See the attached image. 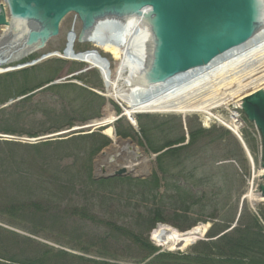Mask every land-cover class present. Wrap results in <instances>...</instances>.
Masks as SVG:
<instances>
[{
  "label": "rangeland",
  "instance_id": "1",
  "mask_svg": "<svg viewBox=\"0 0 264 264\" xmlns=\"http://www.w3.org/2000/svg\"><path fill=\"white\" fill-rule=\"evenodd\" d=\"M74 26L78 32L80 22L70 14L62 21L59 36L50 40L44 49L34 53L32 57L40 59L46 54L62 53ZM6 32V28L0 27V37ZM76 49L83 52L86 49L95 48L87 43L78 45ZM107 58L113 61L110 55H107ZM111 63L113 71L116 70L118 64L114 68L113 62ZM28 70H30L28 73L23 70L10 73L14 74L12 77L0 75V141L23 145L61 141L80 135L78 132L69 133L72 130L85 129L91 125L90 121L85 124L77 122L92 113V111L87 112L83 105V101L87 99L85 93L80 96L81 100L74 102L80 95L78 93L80 85L84 84L77 78H84L87 81L86 86L102 98L107 93L100 71L90 70L85 64L56 58L44 61ZM69 79L72 80L67 81ZM48 82L60 84L57 86L71 87L64 91L53 89V86H45ZM74 84L76 85L72 86ZM25 90L33 92L23 95L22 92ZM102 99L99 117L104 118L107 113L115 114L113 105L120 106V103L112 99ZM233 104L237 105V103ZM231 110L233 111V107ZM219 115L228 117V113L221 110ZM205 118V114L194 112L186 117L180 114L154 113L149 114L148 118L143 117V123L149 127L152 147L160 148L167 141L184 136L189 138V127L194 130L204 128ZM70 121L76 124L70 127L68 124ZM6 129L13 131V134H3L2 131ZM216 130L225 129L219 126ZM91 132H93L92 129H86L81 134L89 135ZM65 133L66 135H63ZM138 133L139 131L133 129L131 136L124 139L132 141V146L143 153L139 154L138 162L134 161V152L127 149L122 152V146L113 142L101 152H105V156L99 158L100 153L90 158V162L89 151L84 154L92 148L93 142L90 139L61 146L53 145L44 149L0 145V156L12 153L15 160L11 164L13 163L19 169L21 167L30 169L37 176L45 179L59 177V172L66 174L65 167L75 166L74 183L78 184L77 189L70 188L66 191L50 187L47 195L50 194L53 198H50L49 204L46 202V206L39 210L37 215L0 214V226L56 248L66 246L71 250H65L75 254L81 255L80 252L75 251L74 247L84 249L89 252L85 255L87 258L120 264H138L135 261L145 257L142 248L136 247L120 232L111 230L107 224L140 233L143 241L148 238L155 246L151 235L161 225H168L180 233L196 228L203 230V227H211L213 224L222 226L225 224L223 227L227 225L234 229L245 205L257 215L260 201L255 199L263 184L262 172L264 171L261 151L257 149L251 162L245 152H239L232 138L220 141L218 132L200 139L198 144L186 154L187 161H184L183 157L173 161L166 160L170 173L166 182L162 183L163 187L159 190L160 196L157 200L143 191V187H137L128 182L93 185L87 178L88 162L92 165V176L102 175L101 166L106 167L109 172L127 166L138 169L141 175L147 178H151L154 173L162 177L158 172L154 154L147 149L145 142H142L143 145L140 144L141 138ZM79 153L82 155L75 158L74 155ZM112 157L115 158L114 163H110ZM229 157H232V160L227 161ZM25 161L26 165L23 163ZM46 162L49 163L47 167L50 166V168H44ZM95 163L97 164L94 170ZM58 165L62 167L59 170ZM134 176L136 175L133 173L129 177L135 179ZM63 178L67 183L72 180L67 175ZM43 188L47 187L43 186ZM16 190L10 187L7 194L12 195ZM250 195L254 196V201L249 199ZM156 209L162 211L165 223L157 225L148 234L143 220L150 217ZM32 232L39 233L40 236H32L30 234ZM205 239L203 235L193 245ZM105 240L107 242L103 243ZM53 241L63 243L61 244L63 247ZM193 245L178 252L188 253ZM29 246L31 248L32 245L29 244ZM160 249L170 252L168 249ZM99 254H105V259L100 258Z\"/></svg>",
  "mask_w": 264,
  "mask_h": 264
},
{
  "label": "water",
  "instance_id": "2",
  "mask_svg": "<svg viewBox=\"0 0 264 264\" xmlns=\"http://www.w3.org/2000/svg\"><path fill=\"white\" fill-rule=\"evenodd\" d=\"M70 14L81 23L77 35L79 44L94 42L98 27L111 20L135 21L140 25L137 32L142 30L145 48L138 57V70L127 79L130 86L147 91L141 103L171 89L175 80L230 57L264 32V0H3L0 27H6L8 32L0 37V67L18 63L44 49L50 40L59 36L61 23ZM71 35L73 41L67 45L68 54L66 48L62 57L48 54L1 73L19 71L51 58L79 62V57L89 53L99 56L96 52L75 53L76 34L71 31ZM242 110L262 135L264 169V92L245 97ZM122 117L126 118L124 113L118 119ZM110 123L97 119L94 125L100 128ZM119 143L125 145L122 152L126 149L138 152L131 141ZM139 159L136 154L134 161ZM114 160L112 157L110 163ZM101 170L102 175H96V179L130 173L126 166L113 172L101 166ZM257 199L264 201V186Z\"/></svg>",
  "mask_w": 264,
  "mask_h": 264
},
{
  "label": "trees",
  "instance_id": "3",
  "mask_svg": "<svg viewBox=\"0 0 264 264\" xmlns=\"http://www.w3.org/2000/svg\"><path fill=\"white\" fill-rule=\"evenodd\" d=\"M30 59H34V57H31ZM29 71L30 70H26L24 72L28 73ZM13 75L14 74H8L5 76L12 77ZM77 79L87 84V81L84 78ZM63 86H55L53 89L64 91L67 90L68 87H71L67 85ZM79 89L77 88L76 90L80 91L78 92L80 95L74 100V102L77 103L81 100L80 96L85 93L87 99H85L86 101H83V105L87 112L92 111L91 114L84 117L81 121H77L79 123H85L99 116L98 112L102 106L103 99L85 88L79 87ZM30 92L33 91L25 90L22 93L23 95H26ZM116 109L120 112L118 107H116ZM138 122L141 138L145 141L151 152L157 154L165 149H170L160 155L156 161L158 172L162 177L157 173H154L151 178L146 180L127 177L101 179L97 182L91 173L92 165L90 164V158L98 155L104 148L111 144L109 138L102 135L100 131L89 135L71 137L66 140L49 141L33 145H23L21 143L8 141H0V145L15 146L24 149H44L53 145L61 146L76 143L79 140L84 141L90 139L93 142L91 145L92 148L85 151L84 154L89 151L90 162L87 163V178L93 185H111L118 182H128L134 186L143 187V191L147 192L149 196H152L154 200H157L160 196L159 190L163 187L162 182H166L168 174L170 173V170L168 169L169 165L166 164V160L170 159V161H173L182 157L185 159L186 154L192 150L191 148L195 147L199 140L205 138L207 135H211L213 132H218L220 134V141H226L228 138H232L239 152L243 153L239 142L233 138L228 131L216 130L215 128L212 131H206L202 128L194 130L189 127L190 140L188 145L172 148L185 143V137H181L167 141L160 148H154L149 139V127L143 123L142 116L138 117ZM68 124L71 127L76 123L70 121ZM132 131L133 129L125 120H121L116 127L117 136L122 138L130 137ZM2 132L5 135L13 134V131L7 129ZM244 136L247 147L251 154L255 156L257 145L254 138L248 131L245 132ZM84 145H86L85 142ZM5 154L6 155L4 156H0V186H2L0 187V214L14 216L16 214L28 213L31 216H34L38 214L39 210L46 206V202L48 204L51 202L50 198H53V196L50 194L47 195L50 187H56L57 190L61 189L62 191H66L70 188L77 189L78 184L74 183L75 176L73 174V171L76 170L75 166L65 167L64 170L66 174L64 172H59V177L45 179L37 176L36 173L30 169H23L22 167L20 169L17 168L13 163L11 164V162L15 160V156H13L12 153ZM80 155H82V153L76 154L74 157L78 158ZM229 158L232 159V157ZM187 160L188 159H185L184 161ZM15 163L17 164V161H15ZM23 163L24 165L27 164L26 161ZM48 164V162L45 163V169L50 168V166L47 167ZM60 168L62 167L58 165V170ZM66 175L72 179L69 183L64 181L63 177ZM38 184H40V186H38ZM43 186H46L47 188H43ZM10 187L17 189L12 195L7 194V190L10 189ZM257 210L258 213L255 215L247 205H245L242 209L238 224L234 229H231L227 225L223 227L225 224H223V226L220 224H213L212 228L206 235V240L198 242L190 248V252L185 254L169 252L159 253L158 249L152 245L148 238L146 241H143V237L140 233L126 228L115 227L111 224H107V226H110L111 230L120 232L124 238L130 239L136 247L142 248L145 257L140 261H135L138 264H264V203L259 204ZM82 216L84 215L82 214ZM143 221L146 224V231L148 234L157 224L165 223L163 213L160 209L154 210L151 213V216L145 218ZM229 229L231 230L229 231ZM30 234L35 237L40 236V234L36 232ZM107 240L103 243H106ZM53 242L59 245L63 244L61 242L58 243V241ZM29 244L32 245L31 248ZM61 247L63 246L61 245ZM65 249L71 250L66 246L64 248H55L0 226V264H120L96 258H87L85 255L89 252L81 248L77 249L74 247L75 251L77 250L81 255L71 253ZM99 255L100 258L105 259V254Z\"/></svg>",
  "mask_w": 264,
  "mask_h": 264
},
{
  "label": "bare ground",
  "instance_id": "4",
  "mask_svg": "<svg viewBox=\"0 0 264 264\" xmlns=\"http://www.w3.org/2000/svg\"><path fill=\"white\" fill-rule=\"evenodd\" d=\"M134 23L135 21H130L129 28L118 37V41L123 43L121 37H126L128 32H134L135 37H137L134 39L133 46L136 48L137 45L140 47L145 44L146 40L142 30L132 32L133 27H135ZM114 27L110 24L99 26L97 29L99 32L95 33L93 38L97 48L113 55L114 59L122 61L118 73H112L107 64L94 53H89L79 57V59L92 69L100 71L107 90V97L125 105L124 115L130 118L135 127H137V122L136 120L133 121V118L135 119L139 114H180L186 117L189 113L194 112L203 113L207 117H214V110L222 106L239 103L255 92H264V32H262L255 41L234 52L230 57L218 61L206 69L197 70L175 80L171 89L145 103H141V99L147 96V92L139 87L130 86L129 81H126L125 73L129 68L126 59L127 53H122L120 48L109 41L114 37V35H108ZM75 30L76 26H74ZM72 41L71 35L67 44L69 43L70 46ZM69 46L67 54L70 50ZM131 48L128 46L127 51L131 52ZM57 55L62 57V53H57ZM0 72H2L1 67ZM103 120L111 122L114 120V115L107 113ZM104 134L114 138L111 125L104 131ZM138 152L143 154L141 151ZM145 163H147L146 160ZM262 173L264 176V171ZM136 174H141V172L137 170ZM248 197L254 201L253 195ZM207 228L205 226L203 230L196 228L186 233H180L168 225H163L154 231L152 240L158 247L169 250H184L202 237Z\"/></svg>",
  "mask_w": 264,
  "mask_h": 264
},
{
  "label": "built area",
  "instance_id": "5",
  "mask_svg": "<svg viewBox=\"0 0 264 264\" xmlns=\"http://www.w3.org/2000/svg\"><path fill=\"white\" fill-rule=\"evenodd\" d=\"M229 123L231 127L237 131L241 130L243 127V122L239 114H236L233 117H231Z\"/></svg>",
  "mask_w": 264,
  "mask_h": 264
}]
</instances>
